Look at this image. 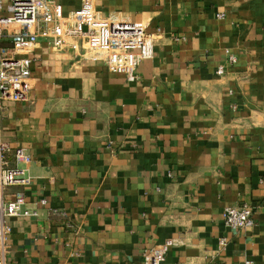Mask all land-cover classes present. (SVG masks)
<instances>
[{"label":"crops","instance_id":"0c3cea01","mask_svg":"<svg viewBox=\"0 0 264 264\" xmlns=\"http://www.w3.org/2000/svg\"><path fill=\"white\" fill-rule=\"evenodd\" d=\"M54 1L65 16L82 5ZM96 10L145 23L153 56L128 81L39 39L29 100L0 101L7 159L31 180L8 192L24 190L38 213L10 221L7 264H144L167 239L164 264H264V0H100ZM16 148L32 161L15 163ZM244 205L254 224L235 232L223 215Z\"/></svg>","mask_w":264,"mask_h":264},{"label":"built area","instance_id":"2783aa9c","mask_svg":"<svg viewBox=\"0 0 264 264\" xmlns=\"http://www.w3.org/2000/svg\"><path fill=\"white\" fill-rule=\"evenodd\" d=\"M99 1L82 0L79 10L65 16L54 0H0V101L29 100L34 63L31 54L41 38L49 39L57 51L73 49L80 56L99 58L111 72L124 75L128 81L139 80L141 61L153 56L154 36L143 22L101 16L96 10ZM5 39H10L11 46L1 44ZM229 61L235 63L236 59L231 55ZM224 72L222 67L217 71L218 75ZM8 151L0 138V264H7L10 221L38 214L25 208L24 190L8 192L11 187L26 188L31 183L25 169L10 165ZM13 158L17 164L32 161L23 148H16ZM41 204L45 206L47 201ZM223 216L225 225L235 232L254 224L251 206L227 207ZM226 244V238L220 239V249L224 250ZM174 245V239L157 244L144 254V264H164Z\"/></svg>","mask_w":264,"mask_h":264}]
</instances>
